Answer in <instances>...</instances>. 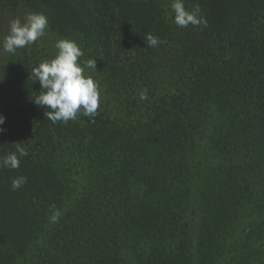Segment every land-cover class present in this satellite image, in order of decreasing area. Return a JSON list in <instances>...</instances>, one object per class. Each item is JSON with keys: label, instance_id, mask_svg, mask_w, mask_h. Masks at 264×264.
I'll return each mask as SVG.
<instances>
[{"label": "trees", "instance_id": "obj_1", "mask_svg": "<svg viewBox=\"0 0 264 264\" xmlns=\"http://www.w3.org/2000/svg\"><path fill=\"white\" fill-rule=\"evenodd\" d=\"M171 2L0 0V157L17 147L28 153L19 168L0 167V264H19L56 213L49 245L27 264H123L126 238L149 247L140 264H187L185 252L164 245L178 234L185 242L190 154L204 129L223 163L198 195L200 264L221 261L246 205L264 210V0H184L207 21L186 28L175 24ZM30 12L47 16L46 33L74 37L81 62L96 59L86 72L101 100L90 120L53 123L50 109L33 102L41 89L30 73L55 50L37 40L3 51L5 25ZM147 33L158 46H146ZM77 142L95 154L101 178L61 210L71 187L58 155ZM19 176L27 181L13 190Z\"/></svg>", "mask_w": 264, "mask_h": 264}, {"label": "rangeland", "instance_id": "obj_2", "mask_svg": "<svg viewBox=\"0 0 264 264\" xmlns=\"http://www.w3.org/2000/svg\"><path fill=\"white\" fill-rule=\"evenodd\" d=\"M5 27V33L7 31L9 33L10 23L6 24ZM62 38L74 40L72 36H60L54 33H45L38 40H42L50 51L55 50L57 52L55 44ZM208 132L207 129H204L200 136L197 137L190 154L191 162L194 166L193 170L196 173L192 180V199H190L187 205L184 219L187 223V226L183 228L185 232L183 241L185 239V242L181 243L179 241L182 237L178 234L174 240H168L164 245L167 252H185L186 258H190L187 264H200L197 252V240L202 230L205 207L203 200L198 195L202 191L205 175L206 173H210L209 171H212L214 167L223 163L219 159L221 158V154L212 146L211 140L208 139ZM58 156L62 157L63 165L61 169L64 171V176L71 187V193H69L68 198L63 202L64 208L61 207V210H63L71 208L72 204L80 200V197L86 191L92 190L98 183V179L101 178L99 174L102 169L99 167L95 154L85 149L82 142L66 145ZM58 216L59 213H56L50 218L46 225V230L39 234L38 239L34 241L33 251L25 255L19 264H27L29 258H33L34 253L39 254V251L44 248L43 246L49 245L50 228L56 222ZM235 225V228L230 231L229 241L231 245L227 243L225 253L218 264H264V210L253 204L246 205L242 210L240 220ZM138 246L140 247L136 246L135 239H124L121 247L123 264H140L138 260V256H140L139 252H142L144 257L149 255L150 250L147 245L142 244Z\"/></svg>", "mask_w": 264, "mask_h": 264}, {"label": "clouds", "instance_id": "obj_3", "mask_svg": "<svg viewBox=\"0 0 264 264\" xmlns=\"http://www.w3.org/2000/svg\"><path fill=\"white\" fill-rule=\"evenodd\" d=\"M171 10L178 27L207 25L206 19L200 14L199 6L188 10L184 0H172ZM48 25V18L42 12H30L23 20L14 18L10 22L9 33L3 39V51L14 54L17 49L35 43L45 35ZM144 40L148 47H155L160 43L159 38L150 33L145 34ZM55 47L57 54L50 60L42 61L30 73L35 77L34 82H39L41 89L33 102L37 106L50 109L45 111V116L53 123L76 120L78 114L90 120L97 114L101 100L99 83L86 72V69H97L96 59L81 62L79 58L83 56V51L72 39L62 38L56 42ZM140 98L147 99L146 91L141 93ZM4 122L5 117L0 115V125ZM3 131L0 127V132ZM27 154L23 147H17L14 152L0 157V167L17 169L20 158ZM26 181L25 176L15 177L11 186L16 190Z\"/></svg>", "mask_w": 264, "mask_h": 264}]
</instances>
